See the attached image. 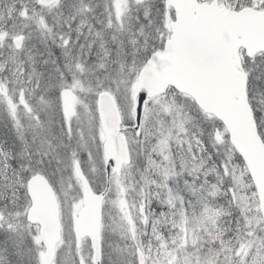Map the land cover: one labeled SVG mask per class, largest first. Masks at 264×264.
Instances as JSON below:
<instances>
[{
    "label": "snow or ice",
    "instance_id": "obj_1",
    "mask_svg": "<svg viewBox=\"0 0 264 264\" xmlns=\"http://www.w3.org/2000/svg\"><path fill=\"white\" fill-rule=\"evenodd\" d=\"M0 264H264V0H0Z\"/></svg>",
    "mask_w": 264,
    "mask_h": 264
}]
</instances>
